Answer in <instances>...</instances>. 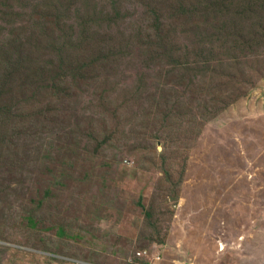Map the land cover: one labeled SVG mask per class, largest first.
Here are the masks:
<instances>
[{
	"label": "rangeland",
	"instance_id": "obj_1",
	"mask_svg": "<svg viewBox=\"0 0 264 264\" xmlns=\"http://www.w3.org/2000/svg\"><path fill=\"white\" fill-rule=\"evenodd\" d=\"M0 1V264H256L264 4Z\"/></svg>",
	"mask_w": 264,
	"mask_h": 264
},
{
	"label": "trees",
	"instance_id": "obj_2",
	"mask_svg": "<svg viewBox=\"0 0 264 264\" xmlns=\"http://www.w3.org/2000/svg\"><path fill=\"white\" fill-rule=\"evenodd\" d=\"M112 1H113V12H114L115 16L117 17L119 15V13H120L119 4H118V2L116 0H112ZM228 1H230V0H217L216 4L221 5V6H226ZM57 3L59 5H61L62 1L61 0H57ZM259 3L260 4H264V0H251L249 2L247 1V2L244 3L243 8H251L252 11L254 12L257 9ZM0 4H1V1H0ZM96 4H97V2H94L93 5L89 6L87 3H85V9L86 10L92 9V11L94 12V15H96L97 14V11L95 9ZM222 25L223 26L221 28L217 27L215 30H217L219 32V34H220L219 37L220 38L226 39L227 37H229L228 27H227V25L225 23H223ZM5 105H8V104H4V105L0 104V107H3ZM146 214H147V216L150 215L148 212ZM157 241L158 242H163L164 240L157 239Z\"/></svg>",
	"mask_w": 264,
	"mask_h": 264
},
{
	"label": "crops",
	"instance_id": "obj_3",
	"mask_svg": "<svg viewBox=\"0 0 264 264\" xmlns=\"http://www.w3.org/2000/svg\"><path fill=\"white\" fill-rule=\"evenodd\" d=\"M260 205H264V202H263V204H260ZM246 245H249V242ZM165 249H166V246H165L164 249H162V252L164 254V258H165V253H167V250H165ZM236 255H237V259L235 260V262L237 261L236 264H239L238 263L239 262V254L237 253ZM156 256L159 257L158 255H156ZM157 257H154V255H152L151 257H140V258H143V259H141L142 262L140 261V263H138V264H171L169 262V260H165V259H164L165 261L164 260L160 261L161 259L160 260H156L155 258H157ZM240 261H241L242 264H249V263L253 264V258L249 257V256H248V260L241 259ZM183 264H186V263H183ZM188 264H193V262L191 261ZM256 264H264V253H259L258 254V260H257Z\"/></svg>",
	"mask_w": 264,
	"mask_h": 264
},
{
	"label": "built area",
	"instance_id": "obj_4",
	"mask_svg": "<svg viewBox=\"0 0 264 264\" xmlns=\"http://www.w3.org/2000/svg\"><path fill=\"white\" fill-rule=\"evenodd\" d=\"M137 255L138 256H142V257H146L148 255V251H145V252H142V253H138ZM155 259L156 260H160L161 258L160 257H157ZM69 264H72V263H69Z\"/></svg>",
	"mask_w": 264,
	"mask_h": 264
}]
</instances>
